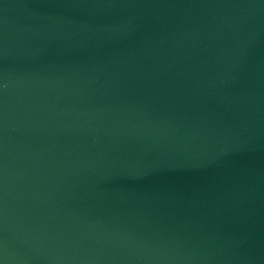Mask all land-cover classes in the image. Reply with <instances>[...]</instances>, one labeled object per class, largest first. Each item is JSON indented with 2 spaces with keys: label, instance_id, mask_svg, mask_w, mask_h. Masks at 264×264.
Masks as SVG:
<instances>
[{
  "label": "water",
  "instance_id": "water-1",
  "mask_svg": "<svg viewBox=\"0 0 264 264\" xmlns=\"http://www.w3.org/2000/svg\"><path fill=\"white\" fill-rule=\"evenodd\" d=\"M0 264H264V0H0Z\"/></svg>",
  "mask_w": 264,
  "mask_h": 264
}]
</instances>
